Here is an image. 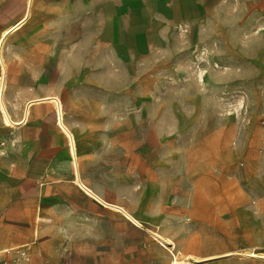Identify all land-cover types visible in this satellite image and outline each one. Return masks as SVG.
<instances>
[{
    "label": "crops",
    "instance_id": "1",
    "mask_svg": "<svg viewBox=\"0 0 264 264\" xmlns=\"http://www.w3.org/2000/svg\"><path fill=\"white\" fill-rule=\"evenodd\" d=\"M201 2L34 0L26 20L7 34L5 42L18 46L16 56L5 54L6 97L14 108L10 113L19 119L24 102L56 95L29 96L33 83L97 81L101 74L94 72V66L106 67L109 49L124 65L133 67L137 57L152 49L188 45V27L192 33L193 24L201 21L191 13V7H199ZM25 8L26 0H0V35L24 15ZM98 45L105 47L108 57L95 63L93 53ZM91 97L84 105V121L68 124L64 117V123L76 134L83 182L73 156L70 162L52 103H35L28 121L13 127L17 135L7 138L11 143L0 158V253L24 246L29 261L23 264L67 257L136 258L138 264H168L170 255L152 233L156 223L178 243L188 236V215L198 205L189 196L192 173L183 159L177 168L166 167L178 152L186 156L188 150L175 147L172 132L160 133L161 151L155 168L126 173L116 162L102 100L96 99L103 95ZM166 119L170 128L187 126L188 107L172 101ZM159 165L164 167L157 168ZM76 174L98 198L83 191L74 180ZM126 207L142 216L139 221L127 214ZM32 258L35 261L31 263ZM3 259L12 264L10 254H4Z\"/></svg>",
    "mask_w": 264,
    "mask_h": 264
},
{
    "label": "rangeland",
    "instance_id": "2",
    "mask_svg": "<svg viewBox=\"0 0 264 264\" xmlns=\"http://www.w3.org/2000/svg\"><path fill=\"white\" fill-rule=\"evenodd\" d=\"M191 11L201 21L192 33L188 27V45L152 49L133 67L109 49L106 67L94 66L101 74L97 81L31 83L28 93L60 96L68 124L84 121V105L92 95H103L96 99L102 100L116 162L126 173L155 168L160 133H173L175 147L188 153L178 152L166 167L186 160L192 173L189 196L198 204L188 215V236L179 243L173 238L179 251L184 247L182 254L264 251V0H202ZM104 48H94L95 63L108 57ZM5 54L16 56L18 46L5 45ZM172 101L188 107L187 126L170 128L166 115ZM6 103L13 112L7 98ZM58 131L64 136L59 126ZM16 135L0 116L3 156L11 143L7 138ZM138 263L136 258L67 257L39 258L36 264ZM195 264H264V259L233 253Z\"/></svg>",
    "mask_w": 264,
    "mask_h": 264
},
{
    "label": "bare ground",
    "instance_id": "3",
    "mask_svg": "<svg viewBox=\"0 0 264 264\" xmlns=\"http://www.w3.org/2000/svg\"><path fill=\"white\" fill-rule=\"evenodd\" d=\"M33 1L34 0H26V8H25L24 15L17 22H15V24H13V26H11L8 29H5L0 35V116H1V120H2L3 124L6 126L18 128V127H21L22 125H24L28 121L29 114H30L32 107L35 103H40V102L52 103L53 107L55 108L54 110H55L56 115L58 114V120L56 117L57 124L60 127V130L64 133L67 144H68V152H69V156L71 159L70 162H72V156H73L76 159V164L74 163L75 164L74 167H76L75 169L79 173L78 176H80V178H81L80 169H79V165H78V159H77L78 158V148H77L76 137H75L74 132L68 127V125H66L64 123L63 105H62V102H60L58 96L47 95V96L29 99L28 101L24 102V104L22 106V116L19 119H17L16 117L14 118L12 116V114L10 113V110H8V106L6 103L8 71H7V63H6V58H5V42L7 41L6 40L7 34H9V32L12 29L14 30L24 20H26L25 18L28 15V12H30L29 9L31 8ZM34 100H37V102H35ZM71 140H72V143L70 144ZM73 172H75L74 169H73ZM76 176H77V174L74 176V180L77 184H79L82 187L83 191H85V193H87L93 197L98 198V196L89 188V186H86V185H83L82 183H80ZM81 181L83 182L82 178H81ZM108 207H109V205H108ZM126 212L129 216H131V218L134 221H139L138 218L131 211V209H129L128 207H126ZM37 233H39L38 230H37ZM154 233H155V235H154ZM152 235H154V237L156 238V241L159 243L160 246H162L163 248H165L166 250H168L171 253L172 257H171L169 264H195V263H200V262L205 261V260L210 259V258H215L218 256H225V255H231L233 253H237V254L242 253L245 256L264 259V251H255L254 249H247L244 251H226L220 255H214V256L213 255L212 256L211 255L210 256H199V255L192 254V253L182 254V252L177 249L176 242L170 236L160 232L157 229H154Z\"/></svg>",
    "mask_w": 264,
    "mask_h": 264
},
{
    "label": "built area",
    "instance_id": "4",
    "mask_svg": "<svg viewBox=\"0 0 264 264\" xmlns=\"http://www.w3.org/2000/svg\"><path fill=\"white\" fill-rule=\"evenodd\" d=\"M56 117L58 120V114ZM4 146H5V142L0 141V158L3 156ZM4 254H8V255L10 254L12 264H23L24 262L29 261V254L24 246L1 251L0 264H5V260L3 259Z\"/></svg>",
    "mask_w": 264,
    "mask_h": 264
}]
</instances>
